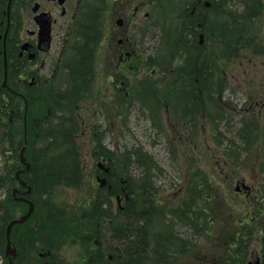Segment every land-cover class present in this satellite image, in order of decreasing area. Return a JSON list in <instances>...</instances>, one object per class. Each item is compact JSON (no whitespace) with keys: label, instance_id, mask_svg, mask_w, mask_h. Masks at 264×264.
<instances>
[{"label":"rangeland","instance_id":"374dc122","mask_svg":"<svg viewBox=\"0 0 264 264\" xmlns=\"http://www.w3.org/2000/svg\"><path fill=\"white\" fill-rule=\"evenodd\" d=\"M130 3L127 16L123 15L126 9L119 10L107 21L89 17L94 13L90 4L86 13L90 23L82 19L81 28L70 40V50L65 54L67 61L56 71L54 78L58 85L49 100L55 96L64 98L63 116L69 106L76 117L75 147L82 176L78 186L54 188L49 202L62 208L67 206V214H60V222H45L40 234L48 239L57 236L55 233L59 235L55 253L62 257L59 259L62 264H85L80 258L83 254L80 242L90 246L95 238L113 246L109 253L114 258L110 260L104 248L100 264H126L125 255L114 248L123 243L109 239L111 223H118L120 230L123 217L115 197L111 201L118 216L112 222L101 219L102 226L95 223L96 217L87 207L98 186L97 163L105 149L113 150L116 158L124 161V174L130 177L128 202L133 208V197L143 201L139 208L148 219L144 223L147 227L144 240L136 244L144 245L141 255L136 257L133 249L128 264H216L225 255H236V251L241 253L245 248L250 251L264 223L258 219V223H250L252 213L245 212L248 199L238 198L234 187L240 179L257 188L264 185L261 170L264 105L260 106L264 98V0H130ZM186 3L189 10L191 6L201 9L198 19L203 29L196 30L198 37H194L192 47L185 34V18L189 13ZM91 27L96 34L102 30L105 37V33L128 37V47L135 51L130 59L136 67L129 80L132 92L126 107L119 101L121 98L124 101L123 96L115 95L114 83L105 73L111 71L108 40H102L101 44L98 41L95 50L96 34L84 33ZM197 45L199 54L213 52L214 81L208 100L203 99V92H193L185 81L170 82L165 77L171 63L181 66V48L191 60L198 52ZM158 62L162 68L157 66ZM119 69L120 65L117 70L113 64V72ZM83 70L88 72L86 80L80 75ZM189 70L188 64L185 73ZM155 83L159 91L155 90ZM178 86L190 94L183 95L177 105L176 109L182 112L170 106L174 98L171 94L181 91L176 89ZM38 88L46 86L42 83ZM81 90H84L82 99ZM154 92L160 93L161 100L151 97ZM193 93L200 110L190 114L194 118L191 127L183 112L189 114L194 104ZM255 99L260 101L256 103ZM32 111L39 113L41 109ZM134 151L143 152L139 164L134 161ZM4 158L12 159L0 153V167ZM257 188L251 189V197L259 195ZM182 204L192 214L183 217ZM197 207L202 224L209 223L210 234L207 236L204 229L196 228L197 236L189 238L186 234L195 225L196 217L191 215ZM263 215L264 208L258 217L262 219ZM178 230L184 240L178 241L179 236H173ZM37 259L44 263L39 256Z\"/></svg>","mask_w":264,"mask_h":264},{"label":"flooded vegetation","instance_id":"af4514ba","mask_svg":"<svg viewBox=\"0 0 264 264\" xmlns=\"http://www.w3.org/2000/svg\"><path fill=\"white\" fill-rule=\"evenodd\" d=\"M90 4L94 6V13L89 15V17H92L93 20L94 18L98 20L101 17L104 21H107L109 17L119 10L126 9V13L123 15L127 16L129 6L131 5L130 0H62V2L61 0H0L1 133L6 131V114H9L10 117L12 115H20L19 110L13 112L12 103H22V108H24L25 102H27L29 106V101L36 102L39 99L38 97L41 99L45 98V100L52 98L53 90L58 85V80L54 77L57 69L59 68L60 70L67 61L65 54L70 50V40L75 36L78 28H81L82 19L90 23L86 14ZM200 28L202 29V24L197 22L196 27L191 29L190 35H192V42L194 41L196 30ZM94 29V27L90 29L87 28L84 32L85 35H95L96 31H94ZM101 32L102 30L97 32V43H94L93 48L96 50L98 41L99 44H101L103 42L102 40H106L107 38L111 50L110 58H108L111 71L105 73L110 79V82L114 83L115 95L123 96L124 101H122V98L119 99V101L123 103V107H126L132 92L129 80L133 76L132 70L136 67V65L134 66L130 63V59L135 51L128 47V45H130L128 37L125 36L123 39L121 36H117V33L114 35L105 33V37ZM121 35L123 36V34ZM197 37L196 35L195 38ZM197 44L199 45V39L197 40ZM198 45L196 49L198 52L194 54V59L192 57L193 63L190 69L191 77H165L170 82L180 83L185 81L187 87H191L193 92L198 90L203 92L205 95L203 99L208 100L211 97V95L208 97L209 88L213 85L212 82L214 81V75L212 74L213 70H211L213 52L207 51L206 53L199 54ZM180 58L182 62L183 58H185V53H183ZM113 64L117 70L118 65H120L122 69L113 72ZM98 69L102 71L101 67ZM84 70L80 75H82V79L86 80L88 72ZM168 73L171 74L172 71L169 70ZM48 82H50L49 86ZM42 83L45 84L46 88L39 89L38 87ZM155 87H157L156 83ZM176 89L181 90L176 94L178 100H175L173 103L171 102L170 106H172L174 111L182 112V110L176 109L177 105L183 95L186 97L190 96V94L186 91V88L178 86ZM155 90L159 91V87ZM83 93L84 90H81L80 99L83 98ZM159 94L154 92L151 97L159 101L161 100V97L158 96ZM193 99L194 104L188 110L189 114L183 112V114L187 115L190 119V114L197 110V103L195 102L198 100L195 93H193ZM255 101L258 103L260 99H255ZM263 101L264 98L262 102ZM262 102L260 105L261 107L264 105ZM20 107L19 105V108ZM189 123L190 126L193 127L194 118H192ZM106 159L107 158L101 157L99 159L100 161L98 160L102 162L103 165H100L98 174L96 175V177L104 176L106 180L108 178V182L103 186V189L108 192V201L99 200L98 207L100 211L103 209L105 210L102 212L104 215L94 214L96 220H98V222L95 220V223L101 226L103 224L101 219L112 222L118 216L117 208L112 205L111 201L113 196L117 199L118 194L116 171H114V165L112 164L115 159L110 157L108 164ZM26 161L29 162L28 168H25L24 163L21 162L18 157L15 160L11 159L8 161L4 158L0 167V215L2 216V221L0 222L1 263L9 264L8 257L5 255L6 227L11 220L21 216L27 210L28 205L25 199H29L33 203L32 223L25 226H20L18 223H15L11 226L10 240L14 248V255L12 256L13 263L62 264L59 261L62 257L55 253L57 247L56 241H58L59 235L55 233L57 236L48 239L42 236L40 232L45 222H60L59 216L60 214H62V216L67 214L65 211L67 207H53L52 203L49 202L51 198L47 192H45L44 195L33 192V184L27 179L29 171L32 168V163L29 160ZM11 163L14 165L12 170L9 168ZM16 173H18V177ZM262 175L264 176V173H262ZM238 181L239 184H236L234 193L239 198L248 199L245 212L249 211L252 213L250 223H258L257 219L264 223V215L262 219L258 217V215L262 214L264 208V196L260 200L258 195L251 197V189L253 188L254 190V188H257V185L255 186V184L247 183L245 180L241 179ZM13 189H16L15 195L11 193ZM256 191L262 193L261 189H256ZM256 201L257 203H255ZM50 208L52 209L50 210ZM131 208L132 207H128V209ZM78 217H80L79 214ZM109 228V239L116 241L117 223H111ZM248 232L250 233V230ZM89 234L91 235V233ZM108 241L109 240H107V242ZM244 241L243 245H245ZM80 244L83 250V254H81L80 258L85 264H100L102 254L103 252L105 253L104 248H107L106 252L109 254V259L112 260L114 258V256L109 253V250L113 249L110 243L109 246H106V244L101 243L99 239L95 238V240H92L90 246H87V242H80ZM254 244L253 249L250 251L246 248L241 250L242 260L239 264H264V228L261 230L260 234L256 235L254 238ZM114 248L118 249L117 246H114ZM113 255L115 254L113 253ZM37 256H39L40 259H44V263H41L37 259Z\"/></svg>","mask_w":264,"mask_h":264},{"label":"trees","instance_id":"16d2710c","mask_svg":"<svg viewBox=\"0 0 264 264\" xmlns=\"http://www.w3.org/2000/svg\"><path fill=\"white\" fill-rule=\"evenodd\" d=\"M183 51L185 52L181 48L180 54ZM185 60V64L188 63L190 66V60L187 58ZM176 70L178 71L179 68H176ZM176 70L174 69L171 77L175 78L177 76L178 72ZM64 103V98L55 96L47 107L39 113H34L32 111V103H29V112L27 114L28 144L25 156L32 163V168L27 179L33 184V192H38L40 195H44L45 192L50 195L52 188L58 184L77 186L81 182L82 173L80 171V162L78 161L79 154L75 147V141H77L75 134L78 122L75 121L76 117L73 111L69 110V106L66 110V115L63 116L62 111H65ZM12 105L13 112L19 110L18 103H12ZM19 111V116L12 115L10 117L9 114H6V131L1 133L0 130V153L3 156L9 155L13 160L17 159L18 150L23 141L22 112L21 110ZM105 152L104 154L110 153ZM133 155L136 156V160L133 158L134 161L139 164L143 157V152L134 151ZM108 158L110 159V155H108ZM144 160L148 163V159L145 156ZM121 163L117 164L118 175L129 180L130 177L128 174H124ZM9 168L11 170L14 168L13 163H11ZM142 175L143 173H141L140 178H142ZM119 190L117 188L118 192H120ZM142 202L133 197V207L135 208L132 209L131 219H127L125 225L127 230L132 228V243H135V246L130 243L125 251L127 255L126 264H128V256H131L133 249L136 250V257L141 255L142 244L138 246L136 244L143 242L147 230L144 225V214L139 208V206H142ZM93 206L95 207L96 204L93 203ZM124 221L126 220L124 219ZM124 232L125 235H122L121 238L120 234L117 235L119 239L124 237L131 238L129 231L125 230ZM238 261H240V258L236 251V255H225L219 262L216 260V264H238Z\"/></svg>","mask_w":264,"mask_h":264},{"label":"water","instance_id":"95a60500","mask_svg":"<svg viewBox=\"0 0 264 264\" xmlns=\"http://www.w3.org/2000/svg\"><path fill=\"white\" fill-rule=\"evenodd\" d=\"M62 2V0H61ZM25 145H26V137H24V145L23 147L21 148L20 150V159L22 162L25 163V168H28V163L25 161V157H24V149H25ZM18 175V173H16V176ZM18 177V176H17ZM32 210V204L29 202V208H28V211L22 215L20 218L18 219H15V220H12L9 225H8V231H9V228L11 225H13L14 223H17V222H20V221H23L25 218H27V216L29 215V213L31 212ZM8 231H7V235H8Z\"/></svg>","mask_w":264,"mask_h":264},{"label":"bare ground","instance_id":"6f19581e","mask_svg":"<svg viewBox=\"0 0 264 264\" xmlns=\"http://www.w3.org/2000/svg\"><path fill=\"white\" fill-rule=\"evenodd\" d=\"M33 210H31V212L29 213V215L27 216V218H25L23 221L18 222V224L20 226H25V225H29L30 223H32V217H33ZM0 218H2V216L0 215ZM10 264H14V263H10Z\"/></svg>","mask_w":264,"mask_h":264}]
</instances>
